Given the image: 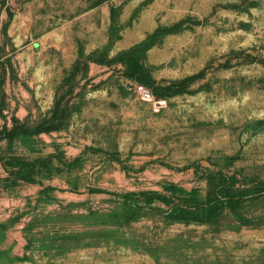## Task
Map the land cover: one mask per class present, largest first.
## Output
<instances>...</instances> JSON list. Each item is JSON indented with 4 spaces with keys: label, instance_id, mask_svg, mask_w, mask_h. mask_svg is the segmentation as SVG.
Instances as JSON below:
<instances>
[{
    "label": "rangeland",
    "instance_id": "rangeland-1",
    "mask_svg": "<svg viewBox=\"0 0 264 264\" xmlns=\"http://www.w3.org/2000/svg\"><path fill=\"white\" fill-rule=\"evenodd\" d=\"M0 264H264V0H0Z\"/></svg>",
    "mask_w": 264,
    "mask_h": 264
},
{
    "label": "trees",
    "instance_id": "trees-1",
    "mask_svg": "<svg viewBox=\"0 0 264 264\" xmlns=\"http://www.w3.org/2000/svg\"><path fill=\"white\" fill-rule=\"evenodd\" d=\"M215 193H216L215 195L217 196V198L220 199L219 202L222 205L228 207L229 209H231L233 211H236V204L238 202L235 200V198L229 197V196H227L225 194H222L221 192H215ZM211 203H212V200L209 201V205ZM211 207H212V204H211V206L209 208H211ZM207 210L208 209H204V211H207ZM181 213H183V215H186L187 210L182 209Z\"/></svg>",
    "mask_w": 264,
    "mask_h": 264
},
{
    "label": "built area",
    "instance_id": "built-area-1",
    "mask_svg": "<svg viewBox=\"0 0 264 264\" xmlns=\"http://www.w3.org/2000/svg\"><path fill=\"white\" fill-rule=\"evenodd\" d=\"M139 89L141 90L145 98H151V92L147 88H145L144 86H139Z\"/></svg>",
    "mask_w": 264,
    "mask_h": 264
}]
</instances>
